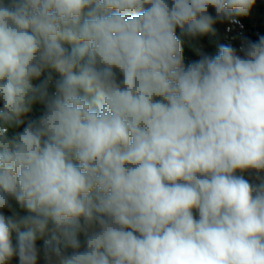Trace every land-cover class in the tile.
<instances>
[{"label":"clouds","instance_id":"obj_1","mask_svg":"<svg viewBox=\"0 0 264 264\" xmlns=\"http://www.w3.org/2000/svg\"><path fill=\"white\" fill-rule=\"evenodd\" d=\"M255 2L0 0V264H264Z\"/></svg>","mask_w":264,"mask_h":264},{"label":"built area","instance_id":"obj_2","mask_svg":"<svg viewBox=\"0 0 264 264\" xmlns=\"http://www.w3.org/2000/svg\"><path fill=\"white\" fill-rule=\"evenodd\" d=\"M238 23L229 24L224 23L223 30L221 33L220 43L213 47L207 45H200L193 51L183 50V56L185 63L194 62L201 58L202 55H215L218 52L219 46L222 44H232L234 47H239L244 39L251 41H257L260 36H264V14L258 16L254 13H249L243 17L236 16ZM56 78H59L58 74H55ZM242 174L245 179H248L250 183H258L255 178V174L251 172L238 173ZM38 246H42L43 241H37ZM10 264H19L17 257H13ZM38 264H44L41 260Z\"/></svg>","mask_w":264,"mask_h":264},{"label":"trees","instance_id":"obj_3","mask_svg":"<svg viewBox=\"0 0 264 264\" xmlns=\"http://www.w3.org/2000/svg\"><path fill=\"white\" fill-rule=\"evenodd\" d=\"M250 12L258 16L263 15L264 14V0H256ZM238 16L243 17L244 15H238ZM223 26H224V23H217L213 26L215 29L214 32H209L207 34L198 36L196 38L189 39V38L181 37L183 50L191 52L200 45H207L208 47L216 46L217 44L220 43ZM177 34L179 35V30H177ZM64 46L70 49V45L65 44ZM54 77L56 78L55 74H54ZM42 112H43V106L36 104L33 106L32 110L29 113L25 114L24 119L26 121L37 120L39 116L42 114ZM5 214L10 215V213H7V212ZM13 238L15 242V234H13Z\"/></svg>","mask_w":264,"mask_h":264}]
</instances>
